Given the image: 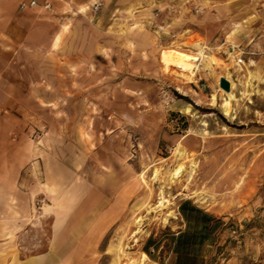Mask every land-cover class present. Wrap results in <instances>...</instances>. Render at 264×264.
I'll return each instance as SVG.
<instances>
[{"label": "rangeland", "instance_id": "374dc122", "mask_svg": "<svg viewBox=\"0 0 264 264\" xmlns=\"http://www.w3.org/2000/svg\"><path fill=\"white\" fill-rule=\"evenodd\" d=\"M248 1L216 0L210 8L212 0H183L182 32L159 26V8L147 23L108 10L76 13L90 26L82 63L13 64L19 28L11 21L0 32V109L17 136L21 125L34 146L71 147L77 164L80 149L97 151L94 169L102 159L131 164L134 196L100 242L96 264H264V0ZM0 3L15 11L46 4ZM209 10L217 16L203 21ZM92 24L116 25L115 32ZM222 77L229 92L219 86ZM185 200L209 209L216 223L201 243L200 216L186 223L178 250ZM43 205L37 198L32 213L40 250L49 229Z\"/></svg>", "mask_w": 264, "mask_h": 264}, {"label": "crops", "instance_id": "0c3cea01", "mask_svg": "<svg viewBox=\"0 0 264 264\" xmlns=\"http://www.w3.org/2000/svg\"><path fill=\"white\" fill-rule=\"evenodd\" d=\"M23 1L30 0H19V5ZM95 1L36 0L41 5L49 2L52 8L45 10L43 5V8L19 11L4 9L0 3V32L5 33L4 29L11 21L19 28L16 55L10 62L27 66L46 63L56 65L61 60L67 63H73L75 59L81 63L89 60L82 55V36L90 26L83 14H75L90 12L89 7ZM100 1L101 11H110L112 18L127 15L130 19L131 16L144 19L145 23L148 22L146 17L153 15L152 9L159 8L156 15L165 16L159 25L164 31L184 30V17L187 15L183 12V0ZM215 1L212 0L210 8L215 7ZM261 12L264 14V8ZM207 13L203 21L217 16L211 10ZM64 14L69 16L67 23L63 26L57 24V17ZM191 16L192 21L200 23V14L192 13ZM128 24L131 25L132 20ZM92 25L102 32H115L116 25L111 29H102V24ZM229 31L233 32L232 28ZM245 31H248L247 27ZM228 36L224 37L222 43L225 48L233 44ZM61 39L63 42H60ZM208 48L214 51L218 46ZM16 127L9 123L7 110L0 109V264H96L100 242L120 220L134 196L131 164L127 162L117 166L116 162L102 159L96 160L94 169L90 161L97 158V151L95 157L83 149L76 154L77 164L72 162L71 147L55 149L48 142L47 147L42 149L31 144V139L22 136L24 130L21 125L17 136ZM37 198H43L44 205L40 213L49 220L48 237L43 250L39 249V241L33 236L34 231H37L34 230L36 221L32 216ZM203 211L211 215L209 209L203 208ZM179 214L183 224L174 235L179 240L177 249L181 250V241L189 233L185 230L183 215ZM175 255L183 257L178 251ZM187 256L198 257L192 253Z\"/></svg>", "mask_w": 264, "mask_h": 264}, {"label": "trees", "instance_id": "16d2710c", "mask_svg": "<svg viewBox=\"0 0 264 264\" xmlns=\"http://www.w3.org/2000/svg\"><path fill=\"white\" fill-rule=\"evenodd\" d=\"M179 212L183 215L185 218V221L187 225H190L191 222L197 223L196 218H198V215L201 218V232H200V242L207 239L208 233L211 232L215 228L216 220L209 214L205 213L202 209L197 207L195 204H193L191 201H183L180 205ZM191 242H194L195 236L191 237ZM179 240L177 239L176 242ZM187 241V240H186ZM184 254H188L186 251L183 252Z\"/></svg>", "mask_w": 264, "mask_h": 264}, {"label": "built area", "instance_id": "2783aa9c", "mask_svg": "<svg viewBox=\"0 0 264 264\" xmlns=\"http://www.w3.org/2000/svg\"><path fill=\"white\" fill-rule=\"evenodd\" d=\"M37 5V2L36 0H31L28 4L26 3H21L20 7L22 9H24L25 7L27 6H35ZM45 8H48L49 7V4H45L44 5ZM101 7H102V2L100 0H96L95 2H93V4L89 7V10L92 14H97L100 10H101ZM242 55H243V52L242 51H239L238 52V63H243V59H242Z\"/></svg>", "mask_w": 264, "mask_h": 264}, {"label": "water", "instance_id": "95a60500", "mask_svg": "<svg viewBox=\"0 0 264 264\" xmlns=\"http://www.w3.org/2000/svg\"><path fill=\"white\" fill-rule=\"evenodd\" d=\"M219 86H220L223 90H225V91H227V92H229L230 89H231V87H230V82H229L226 78H224V77L220 78V80H219Z\"/></svg>", "mask_w": 264, "mask_h": 264}, {"label": "bare ground", "instance_id": "6f19581e", "mask_svg": "<svg viewBox=\"0 0 264 264\" xmlns=\"http://www.w3.org/2000/svg\"><path fill=\"white\" fill-rule=\"evenodd\" d=\"M196 45H198V43H196ZM227 110V109H226ZM226 112V111H225ZM193 169L191 168L190 169V172H189V176L193 173V171H192ZM194 197V196H193ZM200 199V198H199Z\"/></svg>", "mask_w": 264, "mask_h": 264}]
</instances>
